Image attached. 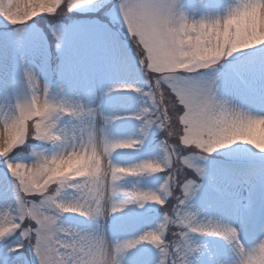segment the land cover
I'll return each mask as SVG.
<instances>
[{
	"label": "snow or ice",
	"instance_id": "snow-or-ice-1",
	"mask_svg": "<svg viewBox=\"0 0 264 264\" xmlns=\"http://www.w3.org/2000/svg\"><path fill=\"white\" fill-rule=\"evenodd\" d=\"M62 8L64 0L0 8L22 40H37L35 24H47L61 59L52 83L48 42L38 40L45 63L39 73L26 64L11 93L35 136L18 122L4 140L0 264H73L69 240L91 255L104 242L105 196L108 239L127 264H230L249 244L259 248L242 264H264V0H68ZM74 17L90 23H66ZM76 36L88 38L84 50H73ZM85 60L98 77L82 74ZM165 73L167 100L152 79ZM157 131L163 139L154 143ZM141 151L131 165L113 160ZM66 217L82 220L72 226Z\"/></svg>",
	"mask_w": 264,
	"mask_h": 264
},
{
	"label": "rangeland",
	"instance_id": "rangeland-1",
	"mask_svg": "<svg viewBox=\"0 0 264 264\" xmlns=\"http://www.w3.org/2000/svg\"><path fill=\"white\" fill-rule=\"evenodd\" d=\"M40 19L42 18H36V20ZM73 22L82 24L90 23V21L78 17L66 23L70 24ZM35 28L39 30L37 40L32 39L31 33L25 36L22 40L21 37L17 34L14 26L8 25L6 22L0 19V95H4L5 93H7L9 97L11 96L13 89L17 88L19 85L26 64L28 66H31L35 71H37V73L40 72L42 64L45 63V58L42 55L37 43V41L40 39L48 42L49 55L47 57L46 64L48 74L51 77V82L56 83L59 80V65L61 64V59L56 54L55 46H51L49 40L50 38L45 34L43 29L41 28V25L35 24ZM113 30L115 31L118 29L114 28ZM93 39L99 40V38ZM88 43V38L76 36L73 38L72 48L73 50H84ZM133 47H135V45H133ZM56 58H58V61H56ZM54 64L57 65L56 68ZM81 72L82 74L87 76L95 75L98 77L101 74L99 68L94 66L92 62L88 60H85V62L83 63ZM69 75L71 76L72 73H69ZM134 131L135 129H130L129 132L125 133L124 135H131ZM154 139L155 136H153V140ZM142 156L143 152L141 151L139 153H130V158L122 159L121 154L117 152L113 155V160L114 162L119 164L131 165L137 162V160ZM124 183L132 184L136 183V181L129 179L124 181ZM148 183V181H143L141 186H144V184ZM65 219L72 226H77V222L82 220V218L80 217H66ZM111 225V218L104 221V234L109 239L112 238Z\"/></svg>",
	"mask_w": 264,
	"mask_h": 264
},
{
	"label": "clouds",
	"instance_id": "clouds-1",
	"mask_svg": "<svg viewBox=\"0 0 264 264\" xmlns=\"http://www.w3.org/2000/svg\"><path fill=\"white\" fill-rule=\"evenodd\" d=\"M91 2V0H78V3L87 5ZM182 2V0H181ZM199 2V0H197ZM53 0H15V2L9 6L7 0H3V3H0V8L4 10L11 11L13 9H26V10H38L41 7L51 6ZM68 0H64L65 8L61 9V14L65 12L66 5ZM22 15L24 13H21ZM196 19H199L197 16ZM222 38V37H221ZM208 39L210 41H214L216 39L215 36H209ZM145 75H151L147 70H145ZM164 75H171L170 73L161 74L159 76H152V79L159 80L160 85L155 89L157 96L159 97L161 93L164 94V99L167 100V92L166 85L164 84ZM179 75V73H176ZM39 102L43 104V97L38 98ZM163 107V104H161ZM169 121L173 123L174 127L171 129L173 135H179L180 130L178 127H175L176 122L178 121V114L171 113L168 117ZM20 122L21 126H26L29 129V137L34 138L35 134L32 131L33 121L25 120L22 118L20 111L17 108V96L13 94L10 97H0V155H3V149L6 146L4 144V140L11 139V133L13 128ZM7 125V126H6ZM257 136L259 139L264 140V123L260 124L257 129ZM22 145H17L19 148ZM100 155L103 156V151L101 150ZM11 155V153H8ZM26 157L31 156V146H29V151L25 154ZM107 158L105 157V161ZM95 164V161H93ZM30 167H34L35 165H29ZM83 170V169H79ZM89 175H91V169L88 170ZM110 172V169L107 166V163L104 165V175L107 176ZM104 213L102 219L108 220L110 218L109 214V200L108 197H104L103 201ZM71 210V209H69ZM71 230V229H70ZM264 239V238H262ZM103 243L94 250V252L90 255L88 251L83 248L78 247L71 240L66 242V248L69 250V255L74 257L73 264H126V259L123 256H120L115 246L108 239L107 236L104 235ZM258 244H249L246 248L241 249L238 253H230L229 261L230 264H242L243 261H246L249 251L253 249H258Z\"/></svg>",
	"mask_w": 264,
	"mask_h": 264
},
{
	"label": "trees",
	"instance_id": "trees-1",
	"mask_svg": "<svg viewBox=\"0 0 264 264\" xmlns=\"http://www.w3.org/2000/svg\"><path fill=\"white\" fill-rule=\"evenodd\" d=\"M74 18H76V17H74ZM78 18H82V17H78ZM49 19H51V18H49ZM66 22H68V21H66ZM39 25H41V28L43 29V31L45 32V34L49 37V38H51V32H50V27L47 25V24H39ZM50 40V44H51V46H55L52 42H51V39H49ZM154 136H155V139L153 140V142L154 143H159L160 141H162V139H163V137H162V134L159 132V131H157V132H155L154 133ZM157 137L159 138V139H157Z\"/></svg>",
	"mask_w": 264,
	"mask_h": 264
}]
</instances>
